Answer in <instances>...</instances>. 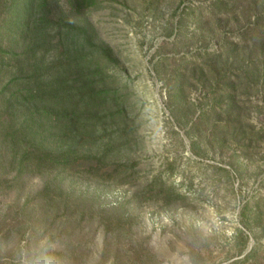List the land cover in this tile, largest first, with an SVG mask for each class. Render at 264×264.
<instances>
[{
    "label": "rangeland",
    "instance_id": "374dc122",
    "mask_svg": "<svg viewBox=\"0 0 264 264\" xmlns=\"http://www.w3.org/2000/svg\"><path fill=\"white\" fill-rule=\"evenodd\" d=\"M217 1L62 0L111 50L115 62L93 55L128 110L80 154L111 148L105 166L136 163V181L88 163L27 176L0 196V264H38L44 249L53 264H264V0H230L225 16ZM189 3L199 22L179 26ZM230 93L235 109L212 112ZM160 173L173 190L151 194ZM48 184L62 203L34 202Z\"/></svg>",
    "mask_w": 264,
    "mask_h": 264
},
{
    "label": "trees",
    "instance_id": "16d2710c",
    "mask_svg": "<svg viewBox=\"0 0 264 264\" xmlns=\"http://www.w3.org/2000/svg\"><path fill=\"white\" fill-rule=\"evenodd\" d=\"M200 7L183 6L179 26L186 20L199 22ZM212 7L214 14L224 16L236 8L230 0H218ZM96 37L91 21L78 22L62 0H0V196L27 176L62 174L83 163L90 164L87 172L94 177L98 173L104 181L134 185L136 163L112 161L105 166L111 148L92 160L80 154L97 144L98 133L110 123H129L128 110L109 86L93 48L108 60L115 59L108 47L95 42ZM228 96L229 101H219L212 112L235 109V95ZM208 113L203 112L202 119ZM116 134L122 135L120 130ZM172 171L167 168L168 174ZM162 175L149 183L151 194L173 190ZM50 187L35 196L36 204L63 202L52 196L47 200Z\"/></svg>",
    "mask_w": 264,
    "mask_h": 264
},
{
    "label": "clouds",
    "instance_id": "9594fccd",
    "mask_svg": "<svg viewBox=\"0 0 264 264\" xmlns=\"http://www.w3.org/2000/svg\"><path fill=\"white\" fill-rule=\"evenodd\" d=\"M54 258L47 254V249H44L43 253L40 256L38 264H53ZM21 264H28V261L22 260Z\"/></svg>",
    "mask_w": 264,
    "mask_h": 264
}]
</instances>
